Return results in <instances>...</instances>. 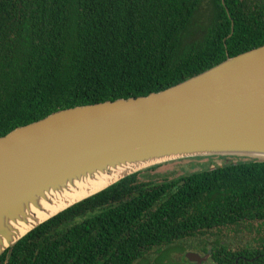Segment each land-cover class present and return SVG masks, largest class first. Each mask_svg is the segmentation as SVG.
<instances>
[{
  "label": "trees",
  "instance_id": "trees-1",
  "mask_svg": "<svg viewBox=\"0 0 264 264\" xmlns=\"http://www.w3.org/2000/svg\"><path fill=\"white\" fill-rule=\"evenodd\" d=\"M262 45L264 0H0V137L164 90ZM242 159L161 182L139 171L31 231L0 264H137L154 249L163 262L180 240L264 223V160ZM211 259L264 264V242L216 241Z\"/></svg>",
  "mask_w": 264,
  "mask_h": 264
},
{
  "label": "water",
  "instance_id": "water-1",
  "mask_svg": "<svg viewBox=\"0 0 264 264\" xmlns=\"http://www.w3.org/2000/svg\"><path fill=\"white\" fill-rule=\"evenodd\" d=\"M207 155L264 160V45L164 90L62 109L1 136L0 256L130 175Z\"/></svg>",
  "mask_w": 264,
  "mask_h": 264
},
{
  "label": "rangeland",
  "instance_id": "rangeland-1",
  "mask_svg": "<svg viewBox=\"0 0 264 264\" xmlns=\"http://www.w3.org/2000/svg\"><path fill=\"white\" fill-rule=\"evenodd\" d=\"M242 158L229 155H207L184 158L159 164L160 167L156 170H142L144 172L141 178L161 182L165 178H173L239 163L243 161ZM216 241H219L221 244L228 243L234 248L244 247L246 245L258 246L264 242V223H243L239 226L218 228L204 234H198L197 236L173 243L175 248L170 256L167 257L168 259H165L163 262H158L160 252L158 249H154L147 254L146 259L139 261L137 264H191L189 255L193 251L200 253L202 256L210 254L209 259L200 264H213L211 250ZM193 264L199 263L194 262Z\"/></svg>",
  "mask_w": 264,
  "mask_h": 264
},
{
  "label": "bare ground",
  "instance_id": "bare-ground-1",
  "mask_svg": "<svg viewBox=\"0 0 264 264\" xmlns=\"http://www.w3.org/2000/svg\"><path fill=\"white\" fill-rule=\"evenodd\" d=\"M78 197H81V195H78Z\"/></svg>",
  "mask_w": 264,
  "mask_h": 264
},
{
  "label": "flooded vegetation",
  "instance_id": "flooded-vegetation-1",
  "mask_svg": "<svg viewBox=\"0 0 264 264\" xmlns=\"http://www.w3.org/2000/svg\"><path fill=\"white\" fill-rule=\"evenodd\" d=\"M145 171V170H144Z\"/></svg>",
  "mask_w": 264,
  "mask_h": 264
}]
</instances>
